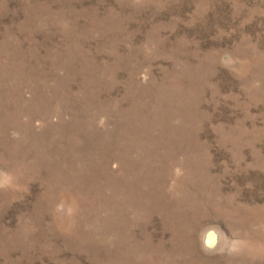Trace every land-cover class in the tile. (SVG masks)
<instances>
[{
  "label": "rangeland",
  "instance_id": "rangeland-1",
  "mask_svg": "<svg viewBox=\"0 0 264 264\" xmlns=\"http://www.w3.org/2000/svg\"><path fill=\"white\" fill-rule=\"evenodd\" d=\"M0 264H264V0H0Z\"/></svg>",
  "mask_w": 264,
  "mask_h": 264
},
{
  "label": "water",
  "instance_id": "water-1",
  "mask_svg": "<svg viewBox=\"0 0 264 264\" xmlns=\"http://www.w3.org/2000/svg\"><path fill=\"white\" fill-rule=\"evenodd\" d=\"M222 240V234L215 228L208 229L203 236V245L207 251L216 250Z\"/></svg>",
  "mask_w": 264,
  "mask_h": 264
}]
</instances>
